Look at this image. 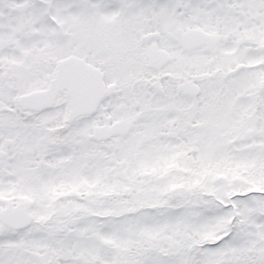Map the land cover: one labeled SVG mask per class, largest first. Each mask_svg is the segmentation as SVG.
Returning <instances> with one entry per match:
<instances>
[{"label": "snow or ice", "instance_id": "1", "mask_svg": "<svg viewBox=\"0 0 264 264\" xmlns=\"http://www.w3.org/2000/svg\"><path fill=\"white\" fill-rule=\"evenodd\" d=\"M0 264H264V0H0Z\"/></svg>", "mask_w": 264, "mask_h": 264}]
</instances>
